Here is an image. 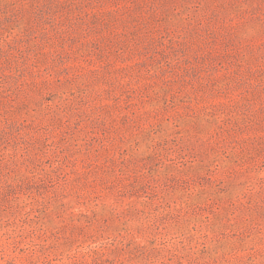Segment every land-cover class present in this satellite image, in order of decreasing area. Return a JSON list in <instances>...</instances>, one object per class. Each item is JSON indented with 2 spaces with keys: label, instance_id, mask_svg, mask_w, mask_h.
<instances>
[{
  "label": "rangeland",
  "instance_id": "1",
  "mask_svg": "<svg viewBox=\"0 0 264 264\" xmlns=\"http://www.w3.org/2000/svg\"><path fill=\"white\" fill-rule=\"evenodd\" d=\"M0 264H264V0H0Z\"/></svg>",
  "mask_w": 264,
  "mask_h": 264
}]
</instances>
